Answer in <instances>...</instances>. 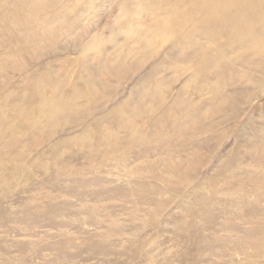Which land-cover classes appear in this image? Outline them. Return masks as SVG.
<instances>
[{"label": "rangeland", "instance_id": "1", "mask_svg": "<svg viewBox=\"0 0 264 264\" xmlns=\"http://www.w3.org/2000/svg\"><path fill=\"white\" fill-rule=\"evenodd\" d=\"M0 264H264V0H0Z\"/></svg>", "mask_w": 264, "mask_h": 264}, {"label": "bare ground", "instance_id": "2", "mask_svg": "<svg viewBox=\"0 0 264 264\" xmlns=\"http://www.w3.org/2000/svg\"><path fill=\"white\" fill-rule=\"evenodd\" d=\"M211 9L215 8V6H209Z\"/></svg>", "mask_w": 264, "mask_h": 264}]
</instances>
